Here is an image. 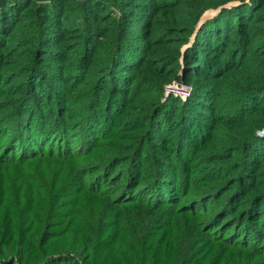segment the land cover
<instances>
[{"label":"trees","instance_id":"1","mask_svg":"<svg viewBox=\"0 0 264 264\" xmlns=\"http://www.w3.org/2000/svg\"><path fill=\"white\" fill-rule=\"evenodd\" d=\"M184 1L157 0L153 3V0H127L125 2L119 0H0V51L2 52L0 56L2 62L6 55H16L19 54L18 52L27 54L25 59L18 63V67L23 68L21 73L16 75L24 77V93L15 97L14 103L10 104L11 108L6 111L2 109L3 114H0V132L5 136L11 135L0 151V164L15 162L17 166L15 169L21 170L15 180L18 189L14 197L12 194V198L6 199L5 191H1L3 210L0 211V264H263L264 261H257L258 253L247 248L250 243L243 237L246 233L240 231L241 226H245L244 224L239 225L238 231H234L233 234L237 236V239H242V243H229L226 247H219L216 250L210 247L208 254L204 253L202 244L205 237L201 231V222L193 220L189 222V218L179 217L185 214L183 211L176 214L178 207L171 205L176 201L173 202L169 195L173 191V183L169 182V179H163L164 173L159 174V166L156 164V161H162L161 158L152 153L150 143H142L141 148L139 145L140 140L146 138V134L155 136L156 132L162 130L161 122L167 109L164 107L168 102H178L182 112L187 109L184 116L181 112L179 116L182 120L187 119L186 126L190 131H192L191 118L195 119L199 129L200 120L205 122L209 119L206 118L209 113L206 110L217 113L222 107L228 105L229 109L234 106L232 114L235 120L231 118L233 116L231 113L230 117L225 119L231 123L240 120L245 115L244 111L250 113L259 109L262 112L261 118L255 119L254 123H250L249 126H243L244 130L237 135V138L241 135L239 161H232L230 164L211 169L213 178L222 176L232 168L238 169L236 179H234L237 184L231 192L233 196L227 198L228 200L218 212V214L224 212L225 205L230 200L235 201L237 197L236 203L227 206L231 209L235 205L230 217L233 218L241 210L240 203H243V200L251 194V190L246 191L245 183L241 187L239 177L241 179V177L245 178L253 174L255 163L259 162L258 166H260L264 156V106L261 105L264 100L262 94L264 77H260L259 83L250 82L241 90L238 89L236 92L232 90L227 97L220 93H208L214 87L199 86V83H196L190 86L189 97L187 96L185 100L172 98V96H163L159 102L145 100L144 106L151 105L156 113L150 122V129L145 126L144 134L136 135L131 138V143L124 146V149L129 151L122 154L117 153L112 159L115 162L120 160L124 164L121 176L124 178L120 185L121 193L125 192L122 198L118 195L117 199H111L109 193L97 192L91 197L92 201L87 199L89 202L85 203L83 201L87 197L82 193L92 191L73 188L79 183L76 181L77 173L73 175L70 166L74 168L75 164L86 160L83 156L88 155V151L96 145H93L92 137L97 135L98 139H95L102 147L111 144V141L100 139L102 133H97L95 128L93 131L91 129L90 120L95 118L97 107H99L98 94H95L93 90L96 92L99 91L98 88H104L106 80L112 78L123 82L133 74L130 72L137 70V67L154 62H158L162 69L173 66L172 60L170 62L167 55L159 59L146 58L145 53H148L153 46L149 44L152 37L148 25L150 18L160 16L161 32L166 31L167 33L169 30H175L185 35V44L188 47L183 57L187 67L184 69L180 67L185 77L193 76V73L198 74L196 68L200 67L197 66H204L211 62L213 57L223 52L229 53L230 56L235 54V57L238 56L244 62L248 53L245 46H250L252 43H250V37L264 38V27H256V25L264 26V11L260 9L264 5V0H197L195 3L190 1L192 8L185 18H177L176 14L170 19L165 18L166 10L176 9ZM72 2L79 4L74 7L78 8L77 15H68ZM141 2L145 3L137 4ZM209 9L218 10V12L199 25L200 17ZM117 11L119 16L114 14ZM134 12L142 18L144 22L142 27H136L134 21L130 20ZM108 13L113 18L112 27L98 25L99 21L107 22ZM66 19H69L68 30L74 24V32L70 40L77 41L71 45L56 43L62 36L60 27L64 26L63 21ZM251 23L255 24L253 29L248 27ZM176 24L181 26L175 27ZM15 29H18V32L13 33ZM107 34L110 36L109 39L105 40L103 48L98 50L97 42ZM69 36L71 35L65 32L61 42ZM10 43L12 49L9 47ZM255 44L256 47L263 45L264 39ZM69 50L75 52L73 62L74 67L80 68V72L77 73V75L80 74V80L87 67H95L98 64L100 65L98 67L102 68L94 75L89 74V77H93L92 80L96 78L89 89L72 91L79 99L77 101L76 98L71 99L75 101L76 110L74 118L67 122L63 117L65 114L60 115V111L65 109L64 103L67 102L64 100L65 94L61 91L55 93L54 89L47 86L43 90L41 84L47 81L48 86H51L53 77L59 78L54 73L55 70L48 67L52 65V62L58 63V60H64L62 53ZM250 53L255 55V52ZM96 54H99L100 58L98 62H92ZM251 59L249 58L247 62ZM209 66L214 68L216 65L213 63L207 67ZM251 66L256 67L257 64L251 63ZM186 68L188 71L183 72ZM260 68L264 70V67ZM207 71L210 73L208 69ZM141 74L139 79L151 88V91L159 92V94L162 92L163 85L168 80L163 70L152 71L146 75ZM250 78L254 80L255 76ZM119 82L117 84H120ZM75 87L73 85V88ZM41 90L45 92L44 96L43 92L42 95L40 94ZM111 92L112 88L109 94ZM58 93L61 96H57ZM241 94L244 96L241 97ZM257 95L259 97L256 99ZM148 96L150 98L151 94ZM212 97L211 104L205 103ZM216 100L220 102V107L217 106ZM153 111L147 117L153 116ZM159 116L162 117L161 120ZM143 118L144 116H139L134 124H142ZM243 124H249V119H245ZM75 132L80 142L76 144L75 152H71L72 158L70 159L69 146L66 148L67 138ZM115 134L110 140L115 138ZM53 135L58 139L55 142L60 140L61 143V150L55 153L49 150L54 149L53 145H56L52 142ZM216 137H213L209 143L211 149L216 148L214 146ZM28 141L33 142L37 149L41 145L49 144V151L46 155L39 154L40 157L37 159H34V156L29 157L31 161L22 160L21 154L15 158H4L7 150L10 152L18 147L27 146ZM208 149L210 150V147ZM145 154L144 162L148 165L152 164L150 167L152 183H149L147 187L158 181L155 189L156 193L160 194L158 198L162 197L164 191L168 194V200L161 201L162 204H155L157 199L151 198L150 188H141L144 182L139 179V176L144 171H141L143 165L140 159ZM232 158L233 156H230L229 160ZM36 161L45 165L43 171L36 172L29 165ZM197 161L199 162V159L196 158V163ZM26 162H29L27 164L29 166ZM57 163L59 164L58 173L54 175L52 165ZM103 165L104 161H98L97 164L92 165L93 173L102 170ZM194 167H197V164ZM8 168L1 169V172L5 174ZM115 168L112 174L107 175V181L117 179ZM75 171L77 172V169H74ZM11 178L6 175L3 180L10 183ZM150 178L148 179L151 182ZM46 182L50 183L49 187ZM3 186L6 187V184ZM99 187H102V184ZM242 188L245 192L241 198ZM260 192L255 199L259 196L262 198L256 203L255 210L264 206V189ZM208 195L209 201L215 198L213 194ZM80 198L82 201H79ZM247 203L250 204L249 200ZM97 207H101V210ZM256 212L259 213L252 219L254 225L261 216H264V211ZM217 216L216 213L214 218ZM228 218L229 216H225L221 224L229 221ZM59 220L64 221L66 226L73 229L55 235L56 228L62 225L58 223ZM181 223L183 225L180 229ZM261 238L264 242V236ZM232 244L235 246L232 247Z\"/></svg>","mask_w":264,"mask_h":264},{"label":"rangeland","instance_id":"2","mask_svg":"<svg viewBox=\"0 0 264 264\" xmlns=\"http://www.w3.org/2000/svg\"><path fill=\"white\" fill-rule=\"evenodd\" d=\"M119 1L125 2L127 0ZM190 1H193L195 3L197 0H185L176 9H172L170 7L171 9L166 10L167 15L165 16V18L170 19L175 14L177 18H185L187 12L192 8V2ZM155 2H157V0H153V3ZM142 3L145 2L137 4ZM76 5L79 4H76L74 2L70 4L68 15H77L78 8H74ZM260 9L264 11V5ZM127 11H129V9ZM217 12L218 10H206L200 17L201 22H199V25L205 20L212 18ZM89 14L91 15V11H89ZM114 14L116 16H119L118 11L116 13L114 12ZM107 17V22L99 21L98 25H109L110 27H112L113 22H111V20L113 18L110 17V13L107 14ZM127 17L129 19L128 15ZM159 17L160 16H156L149 19L148 25L152 33V37L150 38L151 42H149V44L153 46L148 53H145V55L147 56L146 58L149 59H159L163 57V55H167L170 62L172 60L173 66H170L168 69H162L160 68V64L158 62H154L143 67H137V70L130 72L133 74L129 75L130 77H127V79H125L123 82H119L115 80V78H112L111 80H106L104 88H98L99 91L96 92L95 90H93L95 94H98L97 98L99 100V107H97L98 110L96 111L95 118L90 120L92 122L91 129L93 131V129L95 128L97 133H102V135H100V139L102 141H111V144H109L110 146L102 147L96 141V139H98L97 135L93 136V145H96L94 146V148L92 147L88 151V155L83 156L86 160L79 162V164H75L74 168L70 166V169L73 170V175L77 173L76 181L79 183L73 186V188L79 190L87 189V191L93 192L82 193L87 197L83 201L85 203L89 202L87 199L91 200V197H93V195L97 192L109 193V197L111 199H117L118 195L122 198L123 194L125 193H121L120 191V185L122 184L124 178L121 177L124 170V164L120 160H117V162H115L112 159L117 153L122 154L124 152H128L129 150L127 151V149H124V146L131 143V138H134L138 134H144L146 131L145 126L150 129V122L153 120L156 113L152 110L153 107L151 105L144 106L145 100L159 102L163 96H172V98L185 100L187 99V96H184L183 98L181 96L182 93H179L177 90L186 87L189 89L188 92H190V86L196 83H199V86L210 85L214 87L211 88L208 93H220L223 94V96L225 95V97H227V95L232 90L235 92L238 89L241 90L244 85H247V83L250 82L259 83L260 77H264V70L260 68L264 67V44L259 47H256L255 44L261 42L264 38L255 36L250 37V43L252 42L250 46H245L246 51H248L247 56L245 57L246 61L243 62L242 59L238 58V56L235 57V54L230 56L229 53L223 52L221 55L213 57L211 59V62L206 63L204 66L202 64V66H197L200 67L196 68L198 70V74L193 73V76L189 77L183 76L180 67L183 69L184 67H187L186 63L184 62L183 55L185 49L188 47V45L185 44V35L181 34L178 31L176 32L175 30H169L167 31V33L166 31L161 32L160 26L162 25V23ZM130 20L134 21L133 23L136 27L143 26L144 22L142 18H140V16L136 14V12L133 13L132 17H130ZM63 23H65L64 26L62 25L60 27V29L62 30L60 32L62 36L56 43L60 42L64 45H71L72 43H75L77 41L70 40V37H72V33L74 32V24L71 23L72 27L70 30H68L69 19L64 20ZM254 25L255 24L251 23L248 27H252L253 29ZM180 26V24L175 25V27ZM256 27L264 26L256 25ZM15 32H18V29H15L13 33ZM65 32H67V35L71 36L65 38V40L61 42V39L63 38ZM137 35H139V33ZM109 37V34H107L100 38V40L97 42L98 50L103 48L104 41L108 40ZM9 47L11 49L13 48L11 43L9 44ZM250 52H255V55L253 56ZM1 53L2 52L0 51V55ZM18 53L19 54L16 55L13 54L4 56V62H2L0 56V114H3L1 113L2 109H5L6 111L8 108H11L10 104L14 103L15 97L21 96L24 93V77H17L16 75L21 73L23 68L18 67V63L25 59L27 54H25L24 52ZM74 54L75 52L71 50H69L68 52H63L62 56L64 60L60 59L58 60V63L52 62V65L48 67L55 70L54 73L57 74L59 78L53 77L50 83L51 86H48L47 81L41 84V89L43 90L47 86L48 88L54 89L55 93L61 91L65 94L64 100H67V102L64 103L65 109H62L60 111V115L63 116L65 114V116L63 117L67 122L74 118V113L76 110L75 101H71V99H75L77 97L76 95H74V92L89 89L90 86H92L93 82L96 80V78L92 80L93 77H89V74L94 75L96 71H100L102 68L98 67L100 66L98 64L95 67H87L86 71L83 73V77L81 76L80 80V74L77 75V73L80 72V68L74 67ZM98 58H100L99 54L94 55V57L92 58V62H98ZM249 58L252 59L247 62ZM213 63L214 65H216L214 68L213 66H209V68L207 67L208 65ZM251 63H256L257 66L252 67ZM204 69L206 70L204 71ZM207 69L210 71V73L207 71ZM151 70L154 72L163 70V74L168 79L167 82H165V85H163V90L160 94L159 92H154L153 90L151 91V88H149L143 83L142 80L139 79L140 73H142L141 75L150 74L152 72ZM185 71L187 72L188 69L186 68V70H184L183 72ZM102 73L103 71L101 72V74ZM251 76H255V79L252 80V78H250ZM62 77L63 79H61ZM117 82H119L120 84H117ZM73 85H75L76 87L73 88ZM55 88H57L58 90ZM111 88L112 92L111 94H109ZM42 92L43 91L41 90V95ZM44 93L45 92H43V96L45 95ZM123 93L125 95H123ZM149 93L151 94L150 98H148V95H150ZM59 94L60 93H58L57 96H61ZM262 94L264 95V90ZM243 96L244 94H241V97ZM257 97H259V95L256 96V99ZM78 99L79 98H76L75 100L77 101ZM212 101L213 97L211 98V100H206L205 103L211 104ZM112 104L114 105L113 107L111 106ZM261 105L264 106V100ZM217 106L220 107V102L217 103ZM164 108H167L165 110V116H163V118L159 116L160 120L162 118V130L160 132H156L155 136L152 134H146V138L144 140H140L139 148H141L142 143H150L152 153L161 158L162 161H156V164L159 166V174L162 172L164 173L163 179H169V182L172 181L173 183V191L170 192L169 195L173 202L176 201L175 203L171 204L172 207H178V211L176 212V214H178V212L180 211H183L185 214L179 217H187L189 218V222L190 220L201 222V231L205 237V241L202 244V249L204 253L207 254L210 247H214L213 249L216 250L219 247H226L229 243H242V239H237V236H234L233 234L234 231H238L239 225L244 224L245 226H241L240 231H243L244 234L246 233L243 237L246 239L245 241H249L250 243L249 245H244H247V248L251 249L254 253H258L259 257L257 258V261H264V242L262 241L263 238H261L262 236H264V216H261L260 220H258L255 225L252 222L253 217H257L259 213L256 211H264V206H261L260 208L255 210L256 203L262 198L261 196H259L257 199H255V197L258 196V194L261 193L260 191H263L264 189V156L260 166H258L259 162L255 163L256 165L254 164L255 167L253 168V174H250L245 178L241 177V179L239 177L240 183L242 185L241 187H243L245 183L246 191L249 192L251 190V194L243 200V203H240L241 210L237 212L233 218L230 217L232 215L231 212H233L235 209V205H233L231 209L227 208V206L236 203L237 197L235 201L230 200V202L225 205L226 208L224 212H221L219 214L218 212L219 209L223 207L224 203L233 196L231 192L233 187L237 184V181L235 182L234 179H236L238 169L232 168L228 172H225V174H223L224 176H216V178H213L211 175V169L221 165L230 164L232 161H239V158L241 157V149L239 150V147L241 146L239 140L241 135L238 138L237 135L244 130L243 126H249L250 123H254L255 119L261 118L260 115L262 114V112H260L259 109H256L255 111H252L250 113L244 111L245 115H243L240 120L229 123L228 121H225V119L230 117V113L232 114V112H234V106L229 109L228 105L226 107H222L218 109L217 113H214L211 110H206L207 112H209L208 117L206 118L209 119L205 122H203L204 120H200L199 129V127L196 126L195 119L191 118L190 121L192 122V131H190L186 126L187 119L183 118L182 120L179 116L180 112L184 116L187 112V109L182 112L180 110V105L178 102H168L166 103ZM152 111L153 116L147 117L151 114ZM139 116H144L143 123L140 125H135L134 123ZM146 118H148V120ZM231 118L235 120L234 115ZM245 119H249V124H243ZM214 122L216 124H213ZM262 129L260 131H262ZM114 133H116L115 138L110 140L111 137L114 136ZM10 136L11 135L5 136L4 133L0 132V151L6 141L10 139ZM53 136L54 137H52V142L58 140L55 135ZM213 137H216V139H214V146L216 148L211 149L209 143ZM33 140H35V138H33ZM67 140L68 141L66 148L69 146L68 152H70L69 158L71 159V152H75L76 144L80 142V138L75 132V134L69 136ZM59 141H56V145H53L55 146L54 149H49V144L47 146L41 145V147L37 149L33 142L28 141L26 142L27 146H23L20 148L18 147V149L10 150V152L7 150L4 158H15L21 154L22 160L24 159V161H31L29 157L34 156V159H37L40 157L39 154L41 156L46 155L47 151L49 150L52 153L61 150V143ZM208 147H210V150L208 149ZM65 155L66 157H68L67 153H65ZM145 156L146 154L140 159V162L143 165V170L141 171H144L142 175L139 176V179L144 182L141 188H150L149 191L152 192L151 198L153 200L157 199V202L155 204H162L161 201L168 200V194L166 193V191H164L162 197L158 198V195L160 194L156 193L155 190L158 181H156L154 184H150V186L147 187L149 183H152V179L150 178V173L152 172L150 171V167L152 166V164L148 165V163L144 162V160L146 159ZM230 156H233L231 160H229ZM196 158L199 159V162L197 161V163ZM227 158L228 160H226ZM98 161H104L103 169L98 171L97 173H93L94 168L92 167V165L97 164ZM27 164H29V162H26V165ZM196 164L197 167H194V165ZM29 165L32 166V168L36 172H41L45 169V165L39 163V161H36ZM5 167L9 168L7 169V172L4 171L5 174H3V172H1V169ZM58 167V163L52 165V172L54 175L58 173ZM15 168H17L15 162L0 164V178H2L0 179V211L3 210L1 205L3 201V199L1 198V191H5L4 196L6 199H10V197L12 198V194L14 197V195L17 193V181L15 182V180L18 178V173H20L21 170ZM114 168L115 172H117V179L115 181H107V175L109 176L110 174H112ZM74 169H77V172H74ZM147 171L149 173V176ZM6 175L12 177L10 179V183L3 180ZM136 175L139 174L136 173ZM148 178L151 179V182ZM49 182H46L48 187L50 186ZM3 184H6V187L3 186ZM101 184L102 187H99ZM244 192L245 190L242 188V193L240 194L241 198L243 197ZM209 193L213 194V196L215 197L212 198V201H209ZM220 196H222V198ZM199 198L202 199L199 200ZM248 200L250 204L247 203ZM79 201H82V199L80 198ZM166 206H170V204H166ZM246 207L248 208L245 211ZM97 208L101 210V207ZM242 212L244 213L242 214ZM216 213L218 216L214 218ZM225 216H229V221L222 225L221 222L223 221ZM246 219L248 220L246 221ZM58 223H62V225L56 228L57 232H55V235L65 233L66 230L73 229H70L68 226H66V223L62 220H59ZM182 225L183 224L181 223L180 229L182 228ZM163 235L165 236V234ZM233 244L231 245L232 247L235 246ZM260 254H262V256H260ZM226 259H228V257H226Z\"/></svg>","mask_w":264,"mask_h":264},{"label":"built area","instance_id":"3","mask_svg":"<svg viewBox=\"0 0 264 264\" xmlns=\"http://www.w3.org/2000/svg\"><path fill=\"white\" fill-rule=\"evenodd\" d=\"M176 90H177V88H176ZM179 93H182V97L184 98V96H188V94H189V89L188 88H186V87H184V88H181V89H179V90H177ZM264 133V132H263Z\"/></svg>","mask_w":264,"mask_h":264}]
</instances>
